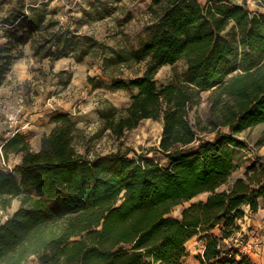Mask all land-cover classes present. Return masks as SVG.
Returning <instances> with one entry per match:
<instances>
[{
    "label": "trees",
    "instance_id": "1",
    "mask_svg": "<svg viewBox=\"0 0 264 264\" xmlns=\"http://www.w3.org/2000/svg\"><path fill=\"white\" fill-rule=\"evenodd\" d=\"M148 14V38L135 48L64 28L52 21L44 1L16 18L22 33L0 47V54L7 52L0 55V86L12 61L24 56L21 49L13 54L22 43L31 42L41 58L99 53L107 88L136 93L123 109L100 101L98 132L119 139L143 119L161 118L159 150L168 164L129 158L128 150L79 149L81 130L69 113L53 117L56 125L39 150L19 131L4 139V159L22 157L12 168L0 167V209L17 197L21 204L0 222V264H185L195 235L204 241L199 264H258L223 244L240 228L245 206L255 211L264 200L260 155L230 184L239 166L235 153L253 149L240 134L264 123V12L234 0H153ZM181 59L184 81L159 86L162 66ZM142 63L143 69L125 75ZM203 91H211L208 116L193 122ZM203 193L207 198L184 207L180 218L170 215Z\"/></svg>",
    "mask_w": 264,
    "mask_h": 264
},
{
    "label": "rangeland",
    "instance_id": "2",
    "mask_svg": "<svg viewBox=\"0 0 264 264\" xmlns=\"http://www.w3.org/2000/svg\"><path fill=\"white\" fill-rule=\"evenodd\" d=\"M46 2L52 21H59L64 28L71 27L79 35L88 34L112 47L140 46L148 38L147 27L150 23L148 14L153 0H0V47H7L9 39L22 33L16 18L34 3ZM208 1V0H202ZM244 2V0H234ZM248 8L264 12V0H251ZM16 39V38H14ZM25 52L21 58L12 61L0 86V145L4 139L16 132H21L29 139L33 150L41 146L44 134L51 132L56 123L52 121L58 113H69L81 134L76 139L79 149L88 147L92 154L109 153L120 149L128 150L127 157H146L161 165L168 164V159L159 150L163 132V119L147 118L133 129L127 130L123 137L116 138L109 132L99 133L101 109L100 101L111 100L118 108L130 105L136 90H110V79L103 75L102 59L99 53L87 56L72 54L60 59L54 57H35L31 42L22 43L13 50ZM7 52H2L4 56ZM144 68V63L126 68L125 75H131ZM187 64L184 59L174 64L162 66L156 75L158 85L184 81ZM211 91L202 92V101L191 111V119H207L209 96ZM227 130V128H222ZM206 138H213L215 132H201ZM247 138L253 148H258L257 141L264 137V123L245 130L240 134ZM0 167L12 168L21 160L22 154H11L6 161L0 146ZM252 155V154H251ZM238 168L234 176L242 171L246 160H253L246 151L235 153ZM25 194L36 195L33 189H24ZM208 193L200 194L193 200L177 205L170 213L180 218L184 207L194 201L205 200ZM21 204L15 198L12 205L0 209V222L10 217ZM215 231L220 232V226ZM204 241L195 235L187 242L189 255L185 264H199L197 255L203 251ZM225 251L238 249L234 245L223 244Z\"/></svg>",
    "mask_w": 264,
    "mask_h": 264
},
{
    "label": "crops",
    "instance_id": "3",
    "mask_svg": "<svg viewBox=\"0 0 264 264\" xmlns=\"http://www.w3.org/2000/svg\"><path fill=\"white\" fill-rule=\"evenodd\" d=\"M41 146L36 147L35 150H39ZM240 151H246L248 155L254 160L258 155L264 157V145L261 147L249 148V149H239ZM238 151V150H237ZM252 154V155H251ZM250 160L244 161V163H249ZM242 171L230 181L233 183L239 177L244 176L246 166H242ZM229 185H224L222 188H227ZM240 228L229 238L224 239L225 244L234 245L238 247L241 245L242 241L254 240L256 237L259 238L261 242V247L257 250L249 252L248 255L258 264H264V200L260 199V204L257 210L253 211L249 206H245V215L239 221ZM216 232V231H215ZM204 247V243H203ZM202 252V250H201Z\"/></svg>",
    "mask_w": 264,
    "mask_h": 264
},
{
    "label": "built area",
    "instance_id": "4",
    "mask_svg": "<svg viewBox=\"0 0 264 264\" xmlns=\"http://www.w3.org/2000/svg\"><path fill=\"white\" fill-rule=\"evenodd\" d=\"M251 0H244V2L236 1L237 3L244 4L248 7V3ZM262 1V0H259ZM256 11V10H253ZM259 12V11H256ZM261 247V242L259 238H255L254 240H245L241 242V245L239 246V251L244 254H248L249 252H252L254 250H257Z\"/></svg>",
    "mask_w": 264,
    "mask_h": 264
}]
</instances>
